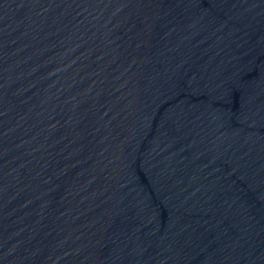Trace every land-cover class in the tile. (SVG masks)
Masks as SVG:
<instances>
[{"label":"water","instance_id":"obj_1","mask_svg":"<svg viewBox=\"0 0 264 264\" xmlns=\"http://www.w3.org/2000/svg\"><path fill=\"white\" fill-rule=\"evenodd\" d=\"M0 264H264V0H0Z\"/></svg>","mask_w":264,"mask_h":264}]
</instances>
